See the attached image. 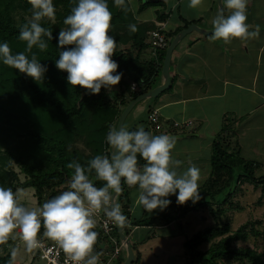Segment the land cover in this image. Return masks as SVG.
I'll use <instances>...</instances> for the list:
<instances>
[{
	"label": "trees",
	"instance_id": "trees-1",
	"mask_svg": "<svg viewBox=\"0 0 264 264\" xmlns=\"http://www.w3.org/2000/svg\"><path fill=\"white\" fill-rule=\"evenodd\" d=\"M53 3L56 8L55 23L47 19L41 22L42 27L52 31L53 39L47 41L48 48L45 51L35 47L32 50L40 63L47 68L43 80L35 81L0 62V187H11L14 191L18 188L33 189L40 202L46 194L50 193L51 199L67 189L68 180L73 173V170L66 167L68 163L76 160L87 165L94 156L111 151L106 143L108 130L112 126H118L123 112L132 101L157 87L155 83L163 71L169 45L181 31L191 25L184 21L183 27L168 31L169 41L166 48L159 50L157 54L153 50L150 55L152 59L144 60L145 52L153 47L149 40L150 33L159 29L156 23L141 22L129 0H126L127 11L117 7L114 0H107L112 12V29L109 34L117 42L112 59L118 64L117 73L123 75L120 83L112 87L116 89L114 92L102 88L99 94L93 95L86 89L69 85L67 73L58 70L55 64L62 50L58 48L59 31L66 27L63 20L70 14L77 0H53ZM164 4V0H144L138 13ZM164 11H159L157 21L165 20ZM31 15V6L27 0H0V43L7 42L14 54L25 52L29 58L32 53L26 51V42L19 40V31L31 19ZM133 24L137 28L135 32L129 29V25ZM154 111L156 109L150 108L145 118V131L150 132L154 128L149 121V116ZM158 119L163 131L166 128L175 130L174 133L180 131L172 127L178 121L167 124L162 120L160 112ZM146 123L150 128L144 126ZM137 128L134 125L128 130L135 131ZM229 130V125L225 123L222 134L213 141L211 172L199 188L201 199L196 203L188 201L181 205L175 198L159 215L135 219L132 218L130 187L123 184L118 202L129 221L125 227L126 236L133 238L136 227L158 229L176 224L181 230V222L186 216L209 208L210 214L219 224L186 238L183 243L184 264H218L231 261L264 264L261 253L247 247H236V243L248 240L249 226L244 225L233 232L229 218L226 217L227 205L231 203L239 186L251 184L261 188L264 194V175H257L260 165L256 156L244 157L239 142L222 137ZM231 133L233 136L236 134L234 131ZM80 142L86 152L77 147ZM138 159L141 164L144 163L142 158ZM96 185L102 186V182L97 181ZM94 231L99 234L98 240L103 239L97 227ZM251 232L259 235L254 228ZM182 235L186 237L185 232ZM113 237L120 243L117 227L113 231ZM131 242L136 257L134 264H142L144 258L140 247L147 242ZM14 244L15 240H10L7 245L0 246V264H8ZM208 244L209 248L203 251L202 247ZM98 246L97 241L95 252L100 250ZM109 249L110 254H113L115 246ZM126 259L127 252L124 250L114 264H124Z\"/></svg>",
	"mask_w": 264,
	"mask_h": 264
},
{
	"label": "clouds",
	"instance_id": "clouds-1",
	"mask_svg": "<svg viewBox=\"0 0 264 264\" xmlns=\"http://www.w3.org/2000/svg\"><path fill=\"white\" fill-rule=\"evenodd\" d=\"M27 3L32 15L21 26L19 40L26 42V51L32 53L31 57L25 52L14 54L4 42L0 43V62L35 81H42L47 68L32 50L48 48L47 41L53 39V33L42 27L41 22L47 19L55 23L56 8L53 0H27ZM203 3L204 0H190L189 6L195 9ZM223 3L230 14L225 16L223 11L218 12L212 20L211 39L228 44L258 37V30L250 31L251 25L247 23L248 0H223ZM114 4L128 10L126 0H114ZM111 22L112 12L107 0H77L71 8L63 20L66 27L58 34V48L62 50L55 61L57 69L67 73L69 85L96 95L102 88L111 91L120 83L123 74L117 73L118 64L112 59L117 42L109 34ZM129 29L137 30L134 24L129 25ZM106 143L111 151L94 156L87 165L76 160L68 163L66 167L73 173L67 189L42 206H25L23 189L14 191L11 187H0V246L18 238L24 250L33 253L45 247L40 239L43 229V237L63 253L64 264H100L102 254L95 252L99 235L94 231L96 217L103 213L106 223L110 221L121 229L128 225V217L118 202L123 184L137 189L133 193L135 205L150 213L158 208L166 209L171 203L167 199L170 195H176L181 205L201 199V170L192 165L183 173L177 171L182 161L173 157L175 136L154 135L143 126L135 131L112 126ZM97 181L102 182V186L98 187ZM19 253L18 246L12 247L8 264H15Z\"/></svg>",
	"mask_w": 264,
	"mask_h": 264
},
{
	"label": "crops",
	"instance_id": "crops-1",
	"mask_svg": "<svg viewBox=\"0 0 264 264\" xmlns=\"http://www.w3.org/2000/svg\"><path fill=\"white\" fill-rule=\"evenodd\" d=\"M189 3L190 0H176L174 2V8H178V13L180 12L177 20L169 21L172 17L171 13L173 9L170 8L166 11L164 4L156 7L154 12L156 15L155 20L143 22H155L157 26L165 25L168 31L183 27L184 21L191 23V25H197L207 31L214 30L212 20L219 12L215 7L214 0H204L203 5L195 9L191 8ZM164 9L165 20L157 21L159 11ZM229 14L230 10L225 7V16ZM136 17L138 18L137 15ZM247 17V23L251 25L250 31L258 30V37L248 40H233L225 44L222 40H213L209 35H202L194 31L185 37L174 51L170 68L172 83L170 90H168L171 93L167 95L166 91L160 95L156 99V103L160 108L155 109L162 112L163 121H178L183 123L193 121L194 125L186 126L175 133V130L167 128L164 132L158 134L153 130L150 131L154 135L169 134L176 137L175 146L181 149L173 150L174 159H178L182 150L186 149L187 142L195 141L198 143L200 140H203V136H210L211 140L214 141V137L217 134H222L224 125L228 121L226 120V113L234 112L230 107V102L235 103L238 108H243L245 106L239 105L243 97L245 98V104L247 100L253 99V102H251L252 108L249 110L254 115L253 119L263 114V118L260 117L263 126L261 128L259 126L256 127V130L259 131V136L262 129H264V0H248ZM176 51L178 52L175 55ZM189 61L194 63V67L189 68L197 74L194 77H191L186 66ZM229 71H233V73ZM227 72L228 75L231 74L230 77H228ZM245 72L251 73L250 78L248 77V80H252L249 90L246 89ZM197 81H199V84L196 85ZM148 102L149 100L145 101L144 104L140 103L136 106L135 119L144 114L142 112H149L150 107ZM226 124L229 125L230 129L235 128L233 131H235V135L237 136L233 141L240 142L238 136H243L242 130L246 126L243 125L244 122L241 123V121L235 120L234 123L228 124L227 122ZM239 130L241 131L240 133ZM182 137L183 139H180ZM211 140L207 142L208 146H206L209 149L206 152L210 151V159L213 144ZM240 146L243 154L244 147L241 144ZM180 161H182V165L177 169L179 173L182 167L200 160L199 158L192 159L191 157H187ZM137 207L134 203L132 214H135L134 210H137ZM173 225L158 229L136 227L133 230L135 238L131 239L138 242L146 241L144 237H149V234L146 236L141 232L144 229H152L154 231L153 239L160 237L168 241L173 239L172 234L162 233ZM158 230L162 231V233L158 234ZM150 240H148V243ZM141 253L142 258H144L145 254L143 255L142 251Z\"/></svg>",
	"mask_w": 264,
	"mask_h": 264
},
{
	"label": "rangeland",
	"instance_id": "rangeland-1",
	"mask_svg": "<svg viewBox=\"0 0 264 264\" xmlns=\"http://www.w3.org/2000/svg\"><path fill=\"white\" fill-rule=\"evenodd\" d=\"M155 1V0H151ZM132 9L134 10L135 15L138 16V18L143 22L147 20H155L156 15L154 14L156 7H151L147 9L145 12H142L141 14L138 13V9L140 8L141 4L143 2L141 0H129ZM174 2L176 0H165V9L168 11L170 8H172V13H171V18L169 21L172 20H177V17L179 15L178 13V8H174ZM215 2V7L218 9L220 12V7H219V2L218 0H214ZM168 5V6H167ZM215 8V9H216ZM164 9V10H165ZM168 9V10H167ZM174 22V21H173ZM149 51L145 52V55H143V59H152L150 56L151 53L153 54L154 48H148ZM178 51H176L175 55L177 54ZM187 68L189 71V74L191 77H194L197 75L194 71H191L189 68L194 67V63L190 62L187 63ZM230 73H233V71H229ZM228 75V72H227ZM228 75V77H230ZM251 73L245 72V82H246V89L249 90V87L251 86V81L248 80V77L250 78ZM163 83V72L161 71L160 77H158L157 82L155 83V86L159 87ZM199 84V81H197L196 85ZM116 89H112L111 91L114 92ZM110 91V92H111ZM167 95L171 92L167 91ZM248 94L247 92H244ZM245 95V94H244ZM247 97V95H245ZM231 100V97H230ZM253 99L247 100L245 104V98L243 97L242 102L239 104L240 106H245L243 108L237 107L235 103L230 102V107L234 110L233 113H226V120H228L229 123H234L235 120H238L239 122L241 121L244 122V126L242 133L243 136H238L240 138V144L243 145V156L244 157H253L252 152L254 154V157L256 156L257 162H259V170L257 172L258 176L264 175V129H262L260 136L258 135L259 131L256 130V127L259 126L260 128L263 126L261 118H263V114L260 117L254 118V115L252 112L249 110L252 108V103ZM144 104V102H143ZM142 104V105H143ZM139 105V104H138ZM148 105L150 108H160V106L156 103V99L149 100ZM147 105V106H148ZM146 106V107H147ZM247 108V109H246ZM137 110V107L134 109V111L131 113L129 116L125 128L129 129L130 127L137 125L138 127L143 126L144 122L146 121L147 113L148 111L142 112V114L139 118L135 119V112ZM173 111V110H170ZM162 112L160 111V115ZM162 116V115H161ZM165 121V120H164ZM167 124L172 123L173 121H165ZM226 122V123H227ZM253 123V125H252ZM146 127L150 128V125H147V123L144 125ZM196 128V127H195ZM235 128H232L229 130L228 133H224L222 137H227V139H233L235 140V136L231 133ZM164 132V131H163ZM235 132V131H234ZM241 131L239 130V133ZM162 133V132H161ZM232 134V135H231ZM218 135L217 134L215 140L217 139ZM180 139H183L180 138ZM211 140V137L209 136H203V140L199 141L196 143L195 141H189L187 142L186 149L182 153H180V156L178 159L182 160L187 157H191L192 159L199 158L200 161L190 163L189 165H186L180 169V173H183L184 171L187 170L192 165H195L201 170V180L199 182L200 187L201 185L206 181V179L209 177V174L211 172V163H210V151L206 147L208 146L207 142ZM212 141V140H211ZM213 142V141H212ZM211 142V143H212ZM242 142V143H241ZM236 145V143L234 144ZM233 145V146H234ZM77 147L82 150L83 152L86 150L84 149L83 144L80 142L77 144ZM190 148V149H189ZM212 148V147H211ZM176 149H181L177 146L174 148ZM212 152V150H211ZM174 153V152H173ZM18 170V169H17ZM23 179V177H22ZM199 187V188H200ZM133 189V190H132ZM131 193L130 197L132 199V206H134V192H137V189L135 188H130ZM26 193V196L24 197V200L22 201L25 206L29 208H34V207H39L42 206V204L46 201L49 200V194H46L43 198V200L40 202L38 197L35 196V191L33 189H26L24 190ZM178 195V193H177ZM176 195H170L167 197L168 200L171 201L169 206L172 204V202L175 200ZM168 206V207H169ZM167 207V208H168ZM227 213L226 217L229 218V222L231 225V229L233 232H236L239 228H241L244 225H248V240L245 242H238L236 243V247H247L256 250L258 253H261L264 256V194L262 193L261 188H256L254 185L251 184H244L239 186L237 189L235 195L232 197L231 203L227 205ZM165 210V209H164ZM135 214H132V218L136 219H141V218H146V217H155L159 215L162 211L158 208L154 210L153 212H147L144 210L142 207L138 206L137 210H134ZM217 222L214 220L212 215L210 214L209 208L202 209L198 212L191 213L188 216H186L182 222L181 226L182 229L180 230L179 227L174 224L172 227L168 228L165 232L162 233V231H157L158 234H172L173 239H170L168 241L163 240V238L156 237L153 239V230L152 229H147L143 230L141 233L143 235H148L149 237H144L146 239V245L144 244L140 250L143 252L144 260L142 264H184L185 261L183 260V255H184V248H183V243L185 242L186 238H191L194 234L215 225ZM219 224V223H217ZM254 228L257 232H259V235L256 236L254 235L253 232H251V229ZM250 230V231H249ZM182 232H185V235H182ZM174 233V234H173ZM138 235V234H137ZM136 235V236H137ZM170 236V235H168ZM135 238V236H133ZM148 238H151L150 242L148 243ZM219 240V239H218ZM120 243L121 240L119 239ZM131 241H134L131 239ZM99 246H98V252L101 253L102 255L100 256L101 258L103 257L104 260L107 258L105 262H108L109 258L112 256L109 252V246L103 244L102 238L98 240ZM15 247L20 248V253L17 256L15 260V264H46L43 260L37 257L35 252L33 253H27L24 250V246L22 242L17 238L15 240ZM122 245V243H121ZM210 244L204 245L202 247L203 251H206L209 248ZM107 255L110 257L108 258ZM126 262V260H125ZM124 262V264H125ZM218 264H248L247 262H239V261H231V262H219Z\"/></svg>",
	"mask_w": 264,
	"mask_h": 264
},
{
	"label": "built area",
	"instance_id": "built-area-1",
	"mask_svg": "<svg viewBox=\"0 0 264 264\" xmlns=\"http://www.w3.org/2000/svg\"><path fill=\"white\" fill-rule=\"evenodd\" d=\"M149 40L151 45L154 48V52L159 53V50H163L167 46V42L169 41L167 31L165 29V25H159V29L156 31H153L150 33ZM159 112L156 110L149 116V121L152 124L153 131L154 132H163V128L161 125L158 124L159 122ZM193 121H187V122H175L173 128L177 129H184L186 126H193ZM97 228L99 231H101V236H103V244L113 247L115 246L114 253L109 258L108 262H105L104 258L100 257V264H114L118 257L121 255L122 251L126 250L125 246L121 245V243H118V240L113 237V231L117 227L112 222L106 223V217L103 215V213L99 214L97 217ZM40 239L44 242L45 247L43 249L35 251V254L38 258L43 260L46 264H53V261H55V264H64V255L62 252L59 251L57 246L53 244L52 242L48 241L45 237H43V232L40 233ZM59 253V254H57Z\"/></svg>",
	"mask_w": 264,
	"mask_h": 264
},
{
	"label": "water",
	"instance_id": "water-1",
	"mask_svg": "<svg viewBox=\"0 0 264 264\" xmlns=\"http://www.w3.org/2000/svg\"><path fill=\"white\" fill-rule=\"evenodd\" d=\"M219 2V7H220V11H223L225 14V7L223 4V0H218ZM198 32L202 35H209L212 36L214 30H210L207 31L206 29H202L200 27H198L197 25H190L187 29L181 31L176 37L175 39L171 42V44L169 45V48L167 49V53H166V57L164 60V65H163V84L159 87H156L155 89L149 91L146 94H143L141 96H139L137 99H135L134 101H132L128 107L125 109V111L123 112L117 129L124 127L125 121L127 119V117L131 114V112L133 111V109L140 103L145 102L147 100H152V99H157L160 95H162L163 93H165L166 91L170 90L171 88V75H170V68H171V62H172V57H173V53L176 50V48L179 46L180 42L187 37L188 35H190L193 32ZM123 186V185H122ZM117 232L120 236V240L123 243V245L126 248V252H127V259L125 264H134L135 262V253L132 249V242L131 239L126 236L125 234V227L123 229L119 228L117 226Z\"/></svg>",
	"mask_w": 264,
	"mask_h": 264
}]
</instances>
